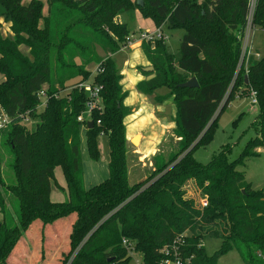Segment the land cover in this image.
<instances>
[{
	"label": "trees",
	"instance_id": "16d2710c",
	"mask_svg": "<svg viewBox=\"0 0 264 264\" xmlns=\"http://www.w3.org/2000/svg\"><path fill=\"white\" fill-rule=\"evenodd\" d=\"M22 1L0 0V26L7 25L11 33H0V106L12 120L0 133V264L35 229L40 256L49 255L47 232L58 233V226L68 222L67 232H59L51 243L67 248L59 264H68L70 258L69 264H131L123 240L142 256L143 264H158L159 250L182 234L196 264H219L231 251L243 264H264V191L253 189L236 170L241 157L228 161L222 150L201 165L193 156L212 139L215 121L233 95L251 92L258 108L252 124L256 136L241 156L264 150V56L246 73L238 66L248 0H140L141 6L139 0H47L46 16L40 1ZM131 10L156 28L184 30L177 65L165 41L142 42L153 68L142 74L154 76L139 82L137 90L144 95L168 90L176 109L172 132L179 141L176 153L167 161L155 155L152 172L133 185L127 178L123 123L130 109L123 104L127 92L111 57L129 38L118 17ZM252 24L264 28V0H257ZM90 65L95 66L91 87H101V104L90 114L93 126L87 129L78 118L88 98L78 85L91 76ZM191 78L198 87L180 88ZM44 86L46 105L38 111L37 93ZM26 112L37 120L34 129L21 124L20 114ZM82 126L92 159L99 156L97 137L105 135L108 141L109 175L89 189L83 182ZM6 156L10 175L4 180ZM55 167L65 179V202L50 200ZM190 180L206 207L185 197L183 187ZM218 223L220 229L211 236L221 246L208 256L204 230Z\"/></svg>",
	"mask_w": 264,
	"mask_h": 264
},
{
	"label": "rangeland",
	"instance_id": "374dc122",
	"mask_svg": "<svg viewBox=\"0 0 264 264\" xmlns=\"http://www.w3.org/2000/svg\"><path fill=\"white\" fill-rule=\"evenodd\" d=\"M30 1L31 0H23L22 2L24 4H28ZM38 1L43 4L42 15L46 16L47 0ZM136 11L137 10H131L120 16V22L126 24L127 26V29L129 31V37H131L133 34L136 35L139 33V26H141L143 30L149 28L148 25L155 27L150 19H145L141 17L139 14H137ZM143 20H147L146 25L140 24ZM39 24L41 27L43 26V19L40 21ZM253 28V33L250 37L251 43L249 54L243 56V51H241V57L238 65L239 67H241V69H243L242 71L245 73L249 65L256 63L261 57L264 56V28H259L256 26ZM0 33L3 36L11 35L7 25L5 24H2L0 26ZM162 33L166 37V51L168 54L172 55L173 62L175 65H177V62L180 58L179 46L181 38L184 35V30H170L165 25H163ZM21 51L27 53L28 49L22 48ZM125 52L127 51L118 53L116 57H114L117 69H120L126 60ZM88 69L92 72V74L85 82L86 85H90L93 80V75L95 74V66L90 65L88 66ZM167 91V89L161 88L156 91V94L162 95L167 93ZM235 95H233L234 97L230 100L229 104L223 109L222 113L216 119L212 129V139L205 146L196 149L193 152V156L196 161L201 165H207L222 150H225L226 159L228 161H233L241 157V164L237 165L236 170L244 175L245 180L248 183L252 184L253 189L264 191V153H261L259 151V148V150L255 148L251 151H253L254 153H258L257 156L246 158L244 156H241L248 141L256 136L252 124L254 123L257 117L258 108L256 104L252 103V92L251 94H249V96H237V94ZM223 102L221 103L219 109L221 108ZM169 111L170 109H167V113H169ZM168 120H170L169 117ZM36 121L37 120L32 119V117H30V120L27 123L26 127L28 129H34ZM81 128L82 129L80 130V140L83 164V182L84 187L86 189H89L106 180L109 175L108 141L105 135H100L97 137L99 156L97 159H92L89 155V151L87 148V138L86 132L84 130L85 127L82 126ZM131 128H135V126L133 125V127L131 126ZM131 130L129 129V131ZM149 138L150 139H148L147 141L144 140L140 146L144 155H139V159L137 158L136 154H132L130 150V145H127V178L128 183L130 185H133L141 181L143 178L148 177V175L153 170L152 161L155 155H160L163 161H167L171 154L176 153L178 150L179 139L174 137L172 130L164 132L163 137L158 138L152 136ZM135 140L136 143H138L139 137ZM196 141H194L193 144H195ZM138 147V145L132 146V149H134L133 151L135 152V149H137ZM152 151L154 152L152 153ZM8 163L9 157L6 156L5 161L1 166L2 176L4 180H7L10 175L9 168L7 167ZM51 190L52 194L50 198L52 202L59 203L67 201L68 195L66 185L63 179V174L59 167L54 168V183H52L51 185ZM183 191L185 193L186 198L193 200L196 206H200V201L202 200V198L200 192L195 186L194 181H188L183 187ZM8 199L11 201L10 197H8ZM7 207L9 212L13 213V207L11 206V202L7 203ZM1 218L2 216L0 214V219ZM219 229L220 226L218 223L217 226L209 228L206 227L204 230L205 240L203 242V245L205 252L208 256L215 255V253L219 250L221 246V240L211 236L212 231ZM28 244L26 241H24V245L27 249H29V252L31 253L32 249ZM63 253L64 252L60 251L59 253H57L56 256L54 255L56 261L55 264H59L60 259L62 258V256L60 255H62ZM140 258L141 257L139 255H136L133 261H131V264H135V260H140ZM71 260L72 258H70L69 262H71ZM39 261L40 258L36 257L37 263L34 262L33 264H39ZM218 262L219 264H243L240 257L235 251H231L221 256L218 259Z\"/></svg>",
	"mask_w": 264,
	"mask_h": 264
},
{
	"label": "crops",
	"instance_id": "0c3cea01",
	"mask_svg": "<svg viewBox=\"0 0 264 264\" xmlns=\"http://www.w3.org/2000/svg\"><path fill=\"white\" fill-rule=\"evenodd\" d=\"M136 12L137 14L140 15L138 10ZM120 16L118 17L119 22H120ZM146 23H147V20H143L141 21L140 24L146 25ZM148 27L149 28L143 30L142 27L139 26V33L141 31L142 32L149 31V30L153 31V29L156 28L150 25H148ZM137 35L138 34L136 35L133 34L131 36L133 38L132 39L133 42L129 47L121 48L119 52H117L114 55H111V57L113 61L115 62L114 57H116L118 53L127 51L125 52L126 60L123 66L120 69H118L119 74L121 76L120 85L122 86L123 91L127 92V96L124 99L123 104L125 107L130 109V114L124 118L123 123L125 127L127 145L128 144L130 145L131 147L130 150L132 154H136L137 158L139 159L140 158L139 155L141 154L144 155L142 152V148H140L144 140L147 141L148 139H150L149 137H152V136H155L158 138L163 137L164 132L168 130H173L175 126L174 118H175L176 109L173 104L172 97L171 98L168 97L169 95L168 91L167 93L162 94V95L156 94L157 90L152 95H144L137 90V84L139 82L150 80L154 76V74H150L148 76H145L142 74L143 72H152L153 70L152 71L146 70L147 68L151 67V65L147 61L142 51V42L137 39ZM115 65H116V62H115ZM158 98L161 99V102L157 101ZM167 109L168 110L170 109L169 113H167ZM168 117L170 118V120H168ZM83 118L88 120L89 116L87 114H83ZM133 125L135 126V128H131V126L133 127ZM128 128L130 130L131 129L133 130L129 131ZM134 137H139V142H138L139 147L135 149L136 153L133 151L134 149H132V146L134 145H132L131 142H129L132 139H134ZM259 149L258 150L261 153H264V150L262 148H259ZM153 152L154 151H152V153ZM63 179H64V176H63ZM64 182H65V179H64ZM51 194H52V190H50V196ZM69 223L70 222L66 224L65 223L60 224L58 226V231L59 232L62 231L63 234L66 233L67 225H69ZM59 232L58 233H56L55 231H49V233L47 232L46 236H47V239L49 240L48 242H50L49 243L50 253L49 255L40 256V253L38 250L39 248V244H38L39 237L37 236L38 232L36 231V229L32 230L31 233H27L28 235H25L20 240V242L18 243L16 249L11 254V257L9 258L7 263L33 264L34 262L37 263L36 257H39L40 258L39 264H55L56 261H55L54 255L56 256L57 253H59L60 251L64 253L67 252V248L62 247V246L60 247V244H57V246H52L51 244L52 242H55L58 239V235L60 234ZM24 241H26L27 244L29 243L28 245H30L32 249L31 253L29 252V249H27L26 246L24 245Z\"/></svg>",
	"mask_w": 264,
	"mask_h": 264
},
{
	"label": "built area",
	"instance_id": "2783aa9c",
	"mask_svg": "<svg viewBox=\"0 0 264 264\" xmlns=\"http://www.w3.org/2000/svg\"><path fill=\"white\" fill-rule=\"evenodd\" d=\"M257 0H248V14L246 17V26L244 29V34L242 36V51H243V56L248 55L250 51V37L251 34L253 33V15L255 12V7H256ZM132 37L127 38L126 44L122 46V48H127L129 47L133 40ZM137 39L141 42H152L155 40H166V37L163 35L162 30L160 28H156L154 31H143L138 33ZM247 59V58H246ZM92 83V82H91ZM80 89H83L87 95V101L85 103V109L83 114H87L90 118V114L98 108V106L101 104L100 100V91L101 87H91L90 85H86L85 83H82L78 85ZM47 88L46 86L42 87L40 91L37 93V97L39 98L40 103L37 105L36 110H40L45 107L46 105V99H47ZM252 98L253 104H256V98H255V93L252 92ZM83 114L78 118V120L84 125H87V121H90L89 118L84 119ZM21 118V124L24 126H27V123L30 120V115L28 112L25 114H20ZM12 120L11 117L4 111V109L0 106V133L6 130ZM86 123V124H85ZM99 121L96 122L97 125H99ZM207 206V201L205 199H202L200 201V206L201 208H204ZM123 245L127 247L128 249V254L131 257V261H133L134 257L136 255H139L141 258L140 260H135V264H143L142 262V256L139 253H136L135 251L132 250L131 247L127 246L129 245L126 240H123ZM187 243H186V234H182L179 236L174 237V239L169 242L168 244L164 245L160 250V259L158 264H196V259L194 255L188 254L186 251ZM262 260H264V256L261 257Z\"/></svg>",
	"mask_w": 264,
	"mask_h": 264
},
{
	"label": "water",
	"instance_id": "95a60500",
	"mask_svg": "<svg viewBox=\"0 0 264 264\" xmlns=\"http://www.w3.org/2000/svg\"><path fill=\"white\" fill-rule=\"evenodd\" d=\"M137 5L138 6H141L142 5V1H137ZM147 71H152L153 68L152 67H149L146 69ZM245 81H247V78L245 77ZM198 87V83L196 81L195 78H191L189 79L187 82L183 83L180 85V88H196ZM93 126V122L92 121H89L86 125L87 129H90L91 127ZM135 138V137H134ZM132 145L136 146L138 145V143L136 144L133 139L130 141Z\"/></svg>",
	"mask_w": 264,
	"mask_h": 264
},
{
	"label": "bare ground",
	"instance_id": "6f19581e",
	"mask_svg": "<svg viewBox=\"0 0 264 264\" xmlns=\"http://www.w3.org/2000/svg\"><path fill=\"white\" fill-rule=\"evenodd\" d=\"M136 138H138V137H135V138L133 139V141H134L135 143H136V140H135ZM136 144H137V143H136Z\"/></svg>",
	"mask_w": 264,
	"mask_h": 264
}]
</instances>
